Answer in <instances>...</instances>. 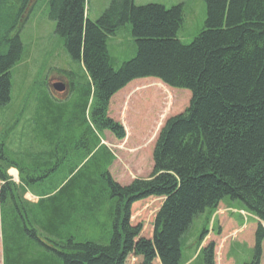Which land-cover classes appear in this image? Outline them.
I'll return each mask as SVG.
<instances>
[{
	"label": "trees",
	"instance_id": "obj_1",
	"mask_svg": "<svg viewBox=\"0 0 264 264\" xmlns=\"http://www.w3.org/2000/svg\"><path fill=\"white\" fill-rule=\"evenodd\" d=\"M34 1L0 0V31L15 10L20 20L14 34L9 28L0 38V109L11 102L13 70L24 50L20 32ZM204 1L205 26L185 44L178 38L183 5L166 9L112 0L92 22L86 0H48L56 34L90 85L70 83L78 99L66 137L54 135L50 125L64 124L66 114L52 111H62L54 105L68 98L49 93L46 110L53 115H40L42 130L27 137L40 146L28 168L10 160L0 142V264H46L36 257L40 248L56 254V264H182L194 221L218 211L219 232L203 245V264H230L228 242L236 225L224 211L226 199L257 215L241 240L253 246L247 264H264V0ZM126 25L136 54L116 68L109 42ZM88 144L82 167L73 173L93 162L101 181L85 187L77 218L58 206L40 221L39 209L23 201L26 189L59 168V153ZM11 169L18 171L19 184ZM100 213L109 223L108 230L102 227L103 241L82 234L61 244L54 237L61 234L60 220L79 227L80 219L95 223ZM40 230L55 238L54 244L46 240L55 249L44 246Z\"/></svg>",
	"mask_w": 264,
	"mask_h": 264
},
{
	"label": "rangeland",
	"instance_id": "obj_2",
	"mask_svg": "<svg viewBox=\"0 0 264 264\" xmlns=\"http://www.w3.org/2000/svg\"><path fill=\"white\" fill-rule=\"evenodd\" d=\"M111 2L112 0H86V16L92 22H96L109 9ZM47 3L48 0H35L31 5L27 20L20 32V40L24 50L21 62L13 70L11 102L6 108L0 109V116L2 115L4 119L3 121L0 119V142L4 143L6 156L24 168H28L32 164L34 156L40 154V146L28 141L29 137H35L37 129L42 130L40 115H53L46 110L47 99L50 98L48 80L65 81L68 85L74 84L75 88L90 85L82 65L68 57L62 39L56 34V22L49 18ZM134 4L136 6L156 4L164 6L166 9L183 5L184 24L178 33V38L185 44L193 41L204 28L207 20V7L204 0H134ZM14 5L17 4L14 3ZM12 6L13 3L9 1L8 7ZM6 12L9 15V12L12 11L6 8ZM8 15L2 13L4 18H7ZM16 15L17 11L15 10L13 15L8 16L7 26L0 31V38L9 28L7 32L15 33L20 21H16ZM14 25L15 28L12 29ZM109 52L116 68L135 56V41L132 38L129 25L120 28L117 35L111 37ZM67 98L65 101L67 104L63 106L54 105L55 107H62V111L56 109L52 111L56 115L66 114L62 115L64 124L60 126V129L59 126L50 125V130L54 135L57 133L61 137H66V126L72 117L71 113L78 96L71 93ZM86 115H90L89 110ZM6 133L7 136L4 135ZM76 137L79 139L81 135ZM100 138L106 139L105 134H100ZM55 139L58 138L55 137ZM71 148L72 151L58 154V158L62 159L63 162L55 172L43 182L31 185L26 189L23 201L31 207L39 209L40 221L46 222L48 210L58 206L63 207L71 218H77L80 207H82L81 203L85 202L82 196V193H85V187L99 184L101 181L100 173L94 167L93 162L86 164L87 161H85L84 164L86 165L79 175L77 174L79 170L75 173L72 170L75 167H79V169L82 167V159L83 156L86 157L85 152L89 148V144L85 147L71 146ZM48 149L50 151L52 148L48 147ZM55 164L56 161L54 160L51 165ZM13 171L14 169L10 171L12 178L19 182L18 171L15 170L14 173ZM60 191L62 192L60 193ZM57 193L59 195L56 200H51L50 197ZM37 201H40V206ZM224 211L236 225L230 233L228 244L232 249L227 260H231L230 264H247L253 259V246L249 242L241 240L242 234L246 228L257 223L258 217L240 201L229 199L225 200ZM80 213H83L82 209ZM105 217L100 213L95 219L91 231L88 228L77 227L76 221L72 224L71 221L73 220H70L64 226L63 220H60L61 234L54 235V237L60 238L61 244L66 243L61 239H68L67 236L78 238L82 234L85 240L94 239L96 242H101L104 240L106 232H101L103 231L102 227H105L106 230L109 228V223L106 222ZM206 217V215L198 217L185 238L182 264H203L201 251L210 237L218 234L220 213L219 211L214 212L208 219ZM54 237L40 230V240L42 239L44 246L50 250L55 249L52 245L55 242L52 243L51 241L52 238L55 239ZM1 250L0 238V255ZM46 251L40 248V253L36 257H40V261L46 264H56L54 261H57L58 256L52 251ZM42 252H44L45 257Z\"/></svg>",
	"mask_w": 264,
	"mask_h": 264
},
{
	"label": "crops",
	"instance_id": "obj_3",
	"mask_svg": "<svg viewBox=\"0 0 264 264\" xmlns=\"http://www.w3.org/2000/svg\"><path fill=\"white\" fill-rule=\"evenodd\" d=\"M83 72H84V69H83ZM87 79L89 80V78H88V76H87ZM68 90H67V94L66 95H64V97L66 96V98L68 97V95L69 94H71L70 93V89H71V86H70V84L68 85V88H67ZM49 93L51 94V91H50V89H49ZM52 95V94H51ZM53 98V97H52ZM59 99H61V98H58L57 100L59 101ZM88 112V111H87ZM103 144H105V142H103ZM67 149V148H66ZM37 203H38V201H37ZM84 214V213H83ZM82 214V215H83ZM103 215H104V213H102ZM82 215H80V216H82ZM84 216H86L85 214H84ZM83 216V217H84ZM80 221V224H79V227H82L83 229H90V231L92 230V225L94 224V221H92V220H79ZM81 224H84V225H81ZM97 230H98V228H97ZM50 242V241H49ZM51 243V242H50Z\"/></svg>",
	"mask_w": 264,
	"mask_h": 264
},
{
	"label": "flooded vegetation",
	"instance_id": "obj_4",
	"mask_svg": "<svg viewBox=\"0 0 264 264\" xmlns=\"http://www.w3.org/2000/svg\"><path fill=\"white\" fill-rule=\"evenodd\" d=\"M56 81L55 80L49 81L48 85H49L50 90L54 93L55 96H58V97L66 95L67 94V91L65 93H57V92H55L52 89V86L55 85V84H57V83H61L62 82L63 84L66 85V87H68V83H66L65 81H61V80H56Z\"/></svg>",
	"mask_w": 264,
	"mask_h": 264
},
{
	"label": "water",
	"instance_id": "obj_5",
	"mask_svg": "<svg viewBox=\"0 0 264 264\" xmlns=\"http://www.w3.org/2000/svg\"><path fill=\"white\" fill-rule=\"evenodd\" d=\"M53 89L57 92V93H63L66 91V87L63 84H56L53 86Z\"/></svg>",
	"mask_w": 264,
	"mask_h": 264
}]
</instances>
